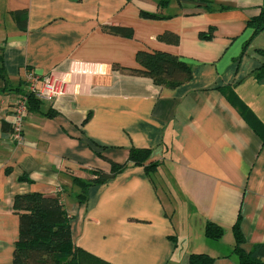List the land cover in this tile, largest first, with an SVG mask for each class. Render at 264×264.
Masks as SVG:
<instances>
[{"label":"crops","instance_id":"1","mask_svg":"<svg viewBox=\"0 0 264 264\" xmlns=\"http://www.w3.org/2000/svg\"><path fill=\"white\" fill-rule=\"evenodd\" d=\"M261 9L264 0H0V54L10 89L1 93L0 79V264H10L18 237L14 197L29 193L60 194L74 246L109 264H189L191 254L237 264L238 217L243 251L264 245V144L221 93L231 90L264 127V81L253 76L263 62L264 32L243 53L251 36L246 23ZM20 10L27 11L25 31L10 16ZM210 28L212 39L201 40ZM139 51L188 63L191 80L159 88L115 69L139 68ZM28 72L54 73L68 92L51 104L27 105L16 145L3 125L13 123ZM132 147L148 149L146 164H158L156 170L147 176L128 165L89 188L79 204L73 180L108 173L110 162L125 164ZM162 192L185 206L177 226L175 205L167 207ZM207 222L224 229L219 241L205 239Z\"/></svg>","mask_w":264,"mask_h":264},{"label":"trees","instance_id":"2","mask_svg":"<svg viewBox=\"0 0 264 264\" xmlns=\"http://www.w3.org/2000/svg\"><path fill=\"white\" fill-rule=\"evenodd\" d=\"M224 10V8H220ZM17 27L25 31L27 27V11L20 10L10 14ZM145 18H157L155 14L141 13ZM105 32L130 37V29L121 27H105ZM246 29L251 30V36L243 46L244 50L248 47L250 40L264 32V9L248 19ZM214 30L210 28L206 33H201V40H210ZM242 53V54H243ZM263 57L260 67L253 73L257 81H264V52L258 51ZM137 69H124L115 66L116 70L125 71L135 76L146 77L152 80L153 85L159 88L175 89L180 87L192 78V67L177 57L166 53L153 52L147 53L139 51L136 53ZM3 59L0 54V79L4 83L1 93L10 91L9 83L3 69ZM227 101L237 109L240 116L248 123L253 131L264 144V127L253 116L248 108L237 98L229 89L221 90ZM27 105L30 103H42L35 99L31 94L24 92ZM53 116L51 113L47 117ZM9 126V125H8ZM12 124L9 127L3 125V130L10 134ZM99 157L101 155L97 154ZM148 149L130 148L128 161L119 165L110 162V171H90L93 178L81 181L74 179L73 182L79 192L77 200L79 204H86L89 188L107 184L118 174L123 172L128 165L143 167L147 176L153 173L158 164H146L149 159ZM20 181L29 182L26 177H20ZM14 213L18 216V237L14 243L13 256L10 264H109L104 262L82 249L74 246L71 237V220L62 202L60 194L55 196H44L38 193L17 195L14 197L12 205ZM240 217L237 218L232 227L234 236L233 255L237 264H264V245H253L249 252H244L242 245L246 238L240 230ZM203 234L205 239L219 241L224 234V229L215 223L207 222L204 225ZM189 264H213L214 258L206 254H191L188 258Z\"/></svg>","mask_w":264,"mask_h":264},{"label":"built area","instance_id":"3","mask_svg":"<svg viewBox=\"0 0 264 264\" xmlns=\"http://www.w3.org/2000/svg\"><path fill=\"white\" fill-rule=\"evenodd\" d=\"M25 83L28 94L41 102L49 104L61 99L68 92L67 83L54 73L39 77L32 72H28L25 76ZM26 112L27 99L23 95L12 107L13 123L9 135L16 145L23 142V120Z\"/></svg>","mask_w":264,"mask_h":264},{"label":"rangeland","instance_id":"4","mask_svg":"<svg viewBox=\"0 0 264 264\" xmlns=\"http://www.w3.org/2000/svg\"><path fill=\"white\" fill-rule=\"evenodd\" d=\"M166 194H167L166 192L161 193L162 200L167 205V207H168V202H172V204L175 205L174 209L176 210V214L174 215L173 221H174L175 226H177L179 225L181 220H183L186 216L185 206H180L179 201L177 199H175L174 201H170L171 198L167 196ZM168 213L171 215L172 211H168ZM192 218H193L192 222L194 224L196 217L193 216ZM197 231H199V229H196V232Z\"/></svg>","mask_w":264,"mask_h":264}]
</instances>
